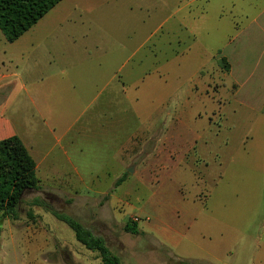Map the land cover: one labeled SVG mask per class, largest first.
<instances>
[{
    "label": "rangeland",
    "instance_id": "rangeland-1",
    "mask_svg": "<svg viewBox=\"0 0 264 264\" xmlns=\"http://www.w3.org/2000/svg\"><path fill=\"white\" fill-rule=\"evenodd\" d=\"M74 8L85 15L66 40L69 82H49L35 108L25 77L29 91L16 92L7 116L18 110L29 125L42 111L61 130L43 132L52 143L77 122L63 168L81 177L40 179L16 220L0 215V264H103L32 205L44 192L118 264H264V34L250 35L247 51L235 36L264 0H70Z\"/></svg>",
    "mask_w": 264,
    "mask_h": 264
},
{
    "label": "crops",
    "instance_id": "crops-1",
    "mask_svg": "<svg viewBox=\"0 0 264 264\" xmlns=\"http://www.w3.org/2000/svg\"><path fill=\"white\" fill-rule=\"evenodd\" d=\"M69 4L70 0L61 2L41 19L37 25L14 43H8L0 30V141L13 136L19 137L35 161L37 177L42 181L45 179H67L71 182L73 172L76 176L81 177V174H79L80 170L77 167H73L74 171L72 167L70 171H66L63 168V163L70 162L69 157L71 153L74 154L75 152L74 141L67 140V137L77 122L73 123L72 120L69 121L70 124L67 122L65 124L67 126L63 127L65 131L60 135L58 142L52 143L46 135L42 134L47 132L55 135L58 128L56 125L50 126L49 120L43 115L42 111H37L38 113L34 117L36 122H32L29 125L18 110L10 114L11 116L7 115H9L11 99L16 95V92L18 94L29 91V80L25 81V77H34L33 82L29 85H32L34 89L32 101L35 108H38V103L40 102L41 89L47 87L49 82L58 81L61 87H65V84L69 82L73 70V57L70 56L68 51L69 46L65 49L67 46L66 40L69 37L73 38V26L77 23L83 24V16L85 15L84 12H75V8L73 13L67 12ZM78 14L79 19L76 18ZM98 16L100 17L101 13ZM199 32L197 31L198 35H202ZM260 34H264V10L257 13L246 27H239L235 36H237L236 39L241 45L246 47V49H244V46L242 47L243 51H247L252 42L249 36ZM234 41L235 39L226 42L224 49L232 48ZM27 60L32 64V69H28V71L26 70ZM127 62L128 59L126 64ZM56 65H61L62 69L55 71ZM134 72L136 70H130L123 76L127 77L130 82L131 78L136 74ZM29 79L31 80V78ZM5 92H7V95ZM49 94L53 95L56 92H49ZM44 127H47L49 132L45 129L43 131L42 128ZM58 152H62L64 157L57 156ZM66 157L67 160L65 159L64 161ZM105 161L106 158L102 157L101 162L104 164ZM46 193L55 195L53 192ZM47 213L49 212L47 211ZM55 219L59 221L56 217ZM25 235L27 239L41 235L46 237V234H40L35 231H28Z\"/></svg>",
    "mask_w": 264,
    "mask_h": 264
},
{
    "label": "trees",
    "instance_id": "trees-1",
    "mask_svg": "<svg viewBox=\"0 0 264 264\" xmlns=\"http://www.w3.org/2000/svg\"><path fill=\"white\" fill-rule=\"evenodd\" d=\"M64 0H0V30L8 43H14L30 31L49 12ZM125 181L119 179L116 186ZM36 163L27 148L17 136L0 141V215L1 219L16 220L24 198L31 192L40 191ZM43 195L54 197L52 194ZM35 198L33 206L44 208L66 224L75 234L77 242L88 251L99 253L103 264H118L104 240L84 228L78 221L57 211L50 204L52 199ZM47 198V197H45ZM51 200V201H50ZM30 215V214H28ZM126 230L136 234L137 226H126Z\"/></svg>",
    "mask_w": 264,
    "mask_h": 264
},
{
    "label": "water",
    "instance_id": "water-1",
    "mask_svg": "<svg viewBox=\"0 0 264 264\" xmlns=\"http://www.w3.org/2000/svg\"><path fill=\"white\" fill-rule=\"evenodd\" d=\"M128 172H129L130 174H133L134 170L130 168V169H128Z\"/></svg>",
    "mask_w": 264,
    "mask_h": 264
}]
</instances>
